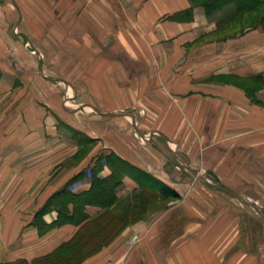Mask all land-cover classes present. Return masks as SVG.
I'll return each mask as SVG.
<instances>
[{"label": "crops", "instance_id": "0c3cea01", "mask_svg": "<svg viewBox=\"0 0 264 264\" xmlns=\"http://www.w3.org/2000/svg\"><path fill=\"white\" fill-rule=\"evenodd\" d=\"M223 13L209 15L193 0H0V262L45 255L67 241L75 225L39 233L34 214L67 183L70 192L88 190L92 163L110 153L128 164L114 188L116 197L149 178L155 180L156 196L172 199L160 192L164 184L183 199L182 210H192L193 251H160L166 264L171 258H181L178 264L191 257L194 264L213 258V235L201 234L202 226L214 222L212 206L206 204L202 219L195 187L169 180L182 177L178 168L197 172L222 155L230 162L235 152H240L236 162H264V20L227 34L225 24H219ZM11 24L19 34L15 38L9 36ZM27 45L35 52L53 51L50 73L61 77L18 78L19 58L32 61L26 60ZM65 48L76 54L66 53V71H59V52ZM39 63L43 68L45 63ZM57 81L72 88L73 98L78 95V107L92 109L80 124L59 118L53 108ZM69 96L67 91L64 101ZM143 124L161 139L142 142L133 135L132 129L139 131ZM70 130L95 141L79 160L74 156L80 144ZM208 167L206 172L219 180ZM101 169L96 175L111 174L108 167ZM186 197L191 201L184 202ZM85 211L93 218L102 209L87 205ZM167 211L125 226L84 264H103L108 257L137 264V258L147 256L146 247L135 251L125 240L137 232L140 240L152 241L153 233L169 223L159 220ZM56 216L47 207L41 218L50 223Z\"/></svg>", "mask_w": 264, "mask_h": 264}, {"label": "rangeland", "instance_id": "374dc122", "mask_svg": "<svg viewBox=\"0 0 264 264\" xmlns=\"http://www.w3.org/2000/svg\"><path fill=\"white\" fill-rule=\"evenodd\" d=\"M226 4L227 3H225V6L222 9L224 13L220 14V18H225L231 14L232 5ZM263 9L264 6H261L258 10H253L252 12L239 11L234 17H232L228 22L225 23L223 28L226 29L227 34H234L237 31H240L241 28L245 27L249 23L253 24L254 22L258 21V17L261 16V12ZM16 35H19L17 33V29L13 24H11L9 26V36L11 38H15ZM28 48L29 50L27 51L25 46H23V50H25L27 54L26 60L30 61L28 60V58H31L32 61H30L31 63H24L23 61H21V58H19V61L16 62L18 65L15 66V70L19 72L17 76L18 78H20V75H22L24 79L26 76L29 78H33V80L34 78L43 79L45 78V76H47L48 78L50 76H52L53 78L61 77L59 74L55 75L54 73H50V68L53 66L49 62L50 55L53 51L43 49L41 51L35 52L32 48ZM66 53H68L69 56L76 54L75 52H71L66 48L61 50L59 52L58 62L63 66L59 65V67H57L59 71H66L64 64L66 62V58L69 57L68 55L66 56ZM60 54L62 55L61 58ZM79 54H82V52H79ZM112 55H114V52H107L108 57H112ZM39 61H43V63H45V65H43V68H40ZM19 63L21 64V66H19ZM16 83V85H18L19 82ZM57 84L59 93L57 96V104H55L53 108L56 110V112H58L59 118L63 117L67 120L68 118H71L76 124L77 122H79L80 124L81 116L85 114V112L91 111L92 109L87 106L78 107L79 103L81 104V99L78 97V95H75V98H73L74 94L72 93V88L68 87L63 81H57ZM118 85L124 86L123 84ZM34 86L37 90H42L41 88L37 87V85ZM67 91H69L70 96L69 99H66V101H64V97ZM137 116L139 117L142 115L141 113H137ZM154 122H156V120L152 121V123ZM146 123L147 120L145 121V124ZM70 132L80 144L74 156L75 159L79 160L86 152H88L92 148V145L95 143V141H90L87 139V137L81 136L80 133L76 130H70ZM132 133L138 139H142V142L147 140L145 138L161 139L155 131H148L147 128L144 127V124L139 127V131H136L133 128ZM235 153L238 155L235 154L231 156L230 162H227L226 159L223 160L225 156L222 155L221 159L216 163L207 162L208 164H205L207 165V167L200 164L201 166H199V168L196 170L197 172L194 171L195 173H190L183 170L182 168H178L177 171H182V177L169 180L173 183L185 182L187 184V187H195L196 191L200 193V200L203 203L201 216L199 215L202 219L207 215V212L204 211L206 204H210V206H212L213 208L211 221L214 222L212 226L210 227L209 222H207L206 225L202 226L201 228V234L203 235V238L207 235H213V240H215V242L212 244L213 258L202 259L201 264H264V162L252 161V158L250 159L251 161L249 160L250 162H236L235 159L239 158L238 156L240 152ZM251 154H254L255 157H257V155L253 153L252 150ZM168 155L171 158L172 165L175 166L172 161V154L170 156V154L168 153ZM100 163H102V165ZM92 165L93 166L90 171L91 182L95 176V173L97 171L103 170L101 168L108 167L111 170L110 172H112V179L122 177L124 171L127 170V167L125 166H123V169H121L120 161H118L117 157H115L111 153L107 157L96 158ZM208 165H212V167H214L216 173L219 174V180L213 179L206 172V168H210L208 167ZM178 173L179 172L176 173V177H178ZM144 181L146 183H142V181L141 183L138 182V188L131 190L120 198L116 197V199L114 200L108 202L103 201L100 205H94L102 209V211L97 216L103 214V218H106L110 214L112 216L114 215L118 217L122 216V214H125L126 219L124 217L122 219H128L130 220L129 224H133L136 221H146L157 218L161 211L169 209L166 214H164L162 217H159V220H168L169 223H166L163 226L164 228H157L158 231L153 233L154 238L152 239V241L140 240L138 237V233L135 232L130 238L125 240V244L135 251L141 249L144 250V246H140L145 245V249L148 252L147 256L144 259L143 257L141 258V256L140 258H137L135 260L137 264H146V262L151 261L156 264H166L168 260L160 257V251L172 253L174 250L177 251L179 249H184L187 251L189 250L190 253H192L193 231L196 228L195 226H193V220L195 218L193 217L194 214L192 210L181 209L184 204L183 199L180 200L178 198L169 197V199H172L168 200L156 196L152 192V189H150L155 185V180L148 178ZM208 183L214 184L216 187H211ZM64 187H66V185H64L62 188ZM52 196L53 195L47 198L45 204L49 205L51 202L53 203V206H56L60 201L67 198V195L65 194H61L60 196H57L55 198H53ZM102 197L105 198V196ZM169 201L173 203H170ZM189 201H191V198L186 197L184 202ZM35 218H37L36 213L34 214L33 219ZM106 219L109 220L110 218ZM70 223L75 225L78 229L77 222ZM123 223L124 221L122 220L116 223L113 221L111 223V225L113 226L106 228V230L102 229L101 226H98V229L100 228L99 230L101 232L104 231V235L100 232V239H106L108 235L116 229V227H119V225ZM57 227L59 226H53L47 229L41 228L36 225L37 231L39 233H43L45 229L47 231ZM96 228L97 227H94L93 229L90 228L88 231H81L78 234V238L75 239V242L73 244H82L85 241V236L87 234L89 235L90 232L92 233L93 231L98 230ZM77 229L68 240L74 237ZM121 230L119 232H121ZM209 232H211L212 234H209ZM112 240L113 238L100 249L95 250L94 252L87 255V257L81 260L78 264H84L87 259H93V257L96 256L104 247L108 246ZM93 246L94 245H92L91 247ZM87 247L89 248L90 246ZM45 255L30 259L22 258L17 260H24L26 264H45L41 259ZM149 257H151V259ZM108 259H114V257H108L106 260ZM178 262H182L181 258H171L170 260V264H178ZM186 262V264H194L195 260L191 257L187 258ZM50 264L59 263H57L56 261V263L52 262Z\"/></svg>", "mask_w": 264, "mask_h": 264}, {"label": "trees", "instance_id": "16d2710c", "mask_svg": "<svg viewBox=\"0 0 264 264\" xmlns=\"http://www.w3.org/2000/svg\"><path fill=\"white\" fill-rule=\"evenodd\" d=\"M193 1L202 3L205 6L207 13L209 15L216 13L217 11H221L225 6V3H227L226 5H232L231 14L225 18H221L219 20V24L221 23L225 24L232 17H234L239 11L252 12L253 10H258L261 6H264V0H193ZM258 19L259 20L254 22L253 24L249 23L245 27L241 28L240 31H244L247 28L255 27L259 23H261L264 20V9L262 10L261 16H259ZM0 78H1V71H0ZM117 160L120 161L121 163V169H123V166L125 167L128 166L126 161L121 160L119 158H117ZM120 178L121 177L112 179V172L108 176H99L96 175L95 173V176L91 182V186L88 190L80 193H73L68 190L67 188L68 185H66V187L62 188L52 196L53 198H55L57 196H60L61 194H65L67 195V198L65 200L60 201L56 206H53L52 205L53 203H51L49 200L50 202L49 205L45 204L44 205L45 207L41 208L39 211L36 212L37 218L34 219V223L41 228L48 229L53 226H60L70 222L78 223V229L73 238H71L67 242L62 243L52 252L48 253L47 255L41 258L45 264H50L52 262L56 263V261L59 264H78L81 260L87 257V255L94 252L95 250L100 249L102 246L106 245L108 241L114 238L119 233V231L124 228V226L129 224L130 220L128 219L125 220L126 219L125 214L124 215L122 214V216L119 217L114 215L112 216L110 214L108 217H106V218H110L108 220L106 218H103V214L94 218H89L88 214L85 211V207L87 205H100L103 201L108 202L116 199V196L113 191L116 185L120 183L121 181ZM159 190L165 196H169L172 198H179V194L174 189L164 184L159 185ZM152 192L154 193L153 189ZM102 196H105V198ZM47 207L49 208L52 207L57 212L56 218L52 220L50 223L44 222L41 218ZM123 217L125 219H122ZM120 220L124 221V223L119 225V227H116V229L111 234L108 235L107 238L109 239L107 238L100 239L99 234L101 231L99 230L100 228L98 229V226L99 227L101 226L102 229L106 230V228L113 226L111 225L113 221L116 223V222H120ZM94 227H97L96 229L98 230H95L92 233L90 232L89 235L87 234L88 236L87 235L85 236V241L82 244L81 243H77L76 245L73 244L75 242V239L78 238V234L81 231H88L90 228L93 229ZM103 232H101V234ZM92 245L94 246L91 247ZM87 246L90 247L88 248ZM22 263L26 264L24 260H19V261L16 260L12 262H0V264H22Z\"/></svg>", "mask_w": 264, "mask_h": 264}, {"label": "built area", "instance_id": "2783aa9c", "mask_svg": "<svg viewBox=\"0 0 264 264\" xmlns=\"http://www.w3.org/2000/svg\"><path fill=\"white\" fill-rule=\"evenodd\" d=\"M103 264H121V263H119L115 259H108Z\"/></svg>", "mask_w": 264, "mask_h": 264}, {"label": "water", "instance_id": "95a60500", "mask_svg": "<svg viewBox=\"0 0 264 264\" xmlns=\"http://www.w3.org/2000/svg\"><path fill=\"white\" fill-rule=\"evenodd\" d=\"M207 173L211 176H213L214 178H216V175L211 171V170H207Z\"/></svg>", "mask_w": 264, "mask_h": 264}]
</instances>
